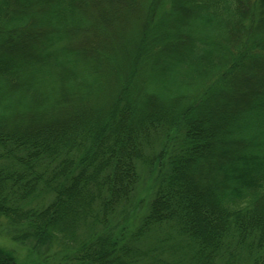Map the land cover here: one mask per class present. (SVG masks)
<instances>
[{"label":"trees","instance_id":"1","mask_svg":"<svg viewBox=\"0 0 264 264\" xmlns=\"http://www.w3.org/2000/svg\"><path fill=\"white\" fill-rule=\"evenodd\" d=\"M116 1L147 19L134 63L124 38L77 37L110 0H0V219L62 264H137L166 223L187 264H264V0ZM160 135L173 153L150 152ZM141 165L162 171L131 238L111 220ZM0 264L19 263L0 248Z\"/></svg>","mask_w":264,"mask_h":264},{"label":"rangeland","instance_id":"2","mask_svg":"<svg viewBox=\"0 0 264 264\" xmlns=\"http://www.w3.org/2000/svg\"><path fill=\"white\" fill-rule=\"evenodd\" d=\"M110 1L112 4L104 3L93 10L96 19L101 18L100 21L96 22L100 24L104 23L105 25H101L100 28L97 27L95 29L93 28L88 30L86 31V35L79 34L77 37L78 39L84 40L86 38L85 36H90L91 38H94L93 40H98L103 45L105 39H108L109 41H113L115 39L116 46H114L113 42L111 43L114 49L118 46L117 43L124 38L125 42L128 44L125 50H127L128 54H130L129 61L130 63H134L135 57L133 56L135 55V50L133 49V44H135L136 40L140 41V38L142 37L138 38L139 32H137V30L140 29L141 33L142 30L144 32L147 31V29H145V26L148 25L146 22L147 19H139L137 14H135L134 6L130 3L128 4L126 2L124 3L116 0ZM144 1L145 0H140L141 4ZM146 36L147 32L143 35V37ZM148 55L149 54L145 55L146 60L149 58ZM123 56L122 52H120L117 64L118 62L123 61ZM141 61H137V68L139 67ZM106 80V83L103 81L101 84L102 89L108 87L109 85H114L113 82L108 81V78ZM119 85L121 86L120 82ZM127 87L132 92L135 91L139 93L135 80H131ZM100 91L101 89L84 90V96L98 94ZM100 94H104V92ZM229 96H231V93H229ZM76 98L80 101L82 100V97L80 96ZM74 102H76L74 99L73 101H61L57 102V106H61L64 110L72 111ZM230 103L231 102L228 104L230 105ZM132 104H134V102H132ZM58 111L60 110L58 109ZM58 111L54 109L53 112L47 114V117L43 118V121L54 120L55 116L58 115ZM153 145L149 148L153 149L150 152L157 153L162 149H166L169 153H173L172 145H174V142H168L161 135L153 141ZM138 169L140 178L133 196L129 202L122 204L118 210H116V213H114L111 220V225L116 229L120 226H125L127 236H130L131 238L132 235H136L138 228L142 224L143 219L148 212L150 202L153 199L158 187L160 171H162L161 167L160 170L159 167L153 168V165H141ZM168 224L169 223H166L165 225L162 224L153 226L141 236L138 243H136L138 247L136 250H139L140 253H142L141 259L139 258L140 262L137 264H187L189 251L181 246L179 238L175 236L176 234ZM26 229L27 228L25 226H14L7 219L1 218L0 248L11 252L15 257V261L19 264L31 261H47L50 262V264H62L64 262L62 257L64 252L58 245L51 244L37 246L32 238H22L21 235ZM244 259V257H238L227 264H246V260ZM217 264L225 263L218 261Z\"/></svg>","mask_w":264,"mask_h":264}]
</instances>
